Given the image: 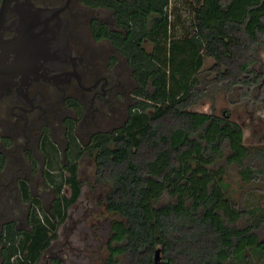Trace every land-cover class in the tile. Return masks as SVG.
I'll return each instance as SVG.
<instances>
[{
    "label": "trees",
    "instance_id": "1",
    "mask_svg": "<svg viewBox=\"0 0 264 264\" xmlns=\"http://www.w3.org/2000/svg\"><path fill=\"white\" fill-rule=\"evenodd\" d=\"M102 1L113 9L117 30L100 24L93 30L127 59L135 102L120 128L94 135L87 146L69 134L68 165H58L50 178L57 198L49 214L38 212L34 198L30 231L5 226L6 264H34L55 237V220H65L81 194L75 160L86 150L95 152L97 180L111 183L106 209L122 217L110 224V258L122 254L125 264H260L253 257L264 254L257 235L264 207L240 208L226 193L218 163L235 164L245 182L256 180L264 176V143L247 146L243 127L227 110L192 108L212 98L214 87L252 100L264 76V0H196L189 23L195 32L183 39H169L170 27H185L181 9L169 18L170 0H133L130 7ZM144 40L153 42L151 52ZM22 192L31 199L26 187ZM164 193L173 201L158 204ZM243 216L245 225L236 226Z\"/></svg>",
    "mask_w": 264,
    "mask_h": 264
},
{
    "label": "flooded vegetation",
    "instance_id": "2",
    "mask_svg": "<svg viewBox=\"0 0 264 264\" xmlns=\"http://www.w3.org/2000/svg\"><path fill=\"white\" fill-rule=\"evenodd\" d=\"M17 1L26 2V7L29 4L31 11L48 10L46 17L52 20L48 33L54 36L49 45L61 47L59 52H53L62 63L51 66L50 78L32 80L26 87L13 85L8 92L0 94V264H6L5 226L14 224L11 221L22 215L28 219L32 199L43 196L36 189L50 188V178L58 173L55 167L68 165L69 134L72 132L82 147L90 144L92 137L101 132H88L86 141L81 142L82 132L94 123L98 113L102 121H107L103 115L105 104H121L120 96L123 98L124 90L132 86L126 80V72H130L133 86L136 85L127 59L122 63L117 61L113 52L121 54L115 46L107 38L98 39L94 33L95 24L117 30L113 9L102 0ZM108 1L130 7L133 0ZM98 11L111 12L114 28L107 25L109 18L104 22L100 15H94ZM15 15L13 10L8 11L7 22L14 20ZM13 35L14 31L8 28L2 32L3 38ZM109 108L106 110L111 111ZM82 156L83 153L75 160L78 179ZM22 187L27 188L31 199L24 198ZM15 260L13 255L11 262ZM53 260V264H61L58 259Z\"/></svg>",
    "mask_w": 264,
    "mask_h": 264
},
{
    "label": "rangeland",
    "instance_id": "3",
    "mask_svg": "<svg viewBox=\"0 0 264 264\" xmlns=\"http://www.w3.org/2000/svg\"><path fill=\"white\" fill-rule=\"evenodd\" d=\"M195 3L196 0H170L167 9L168 15H170L169 18L173 19L176 13L175 7L181 9L179 12L182 15V23L184 22L185 27L188 26V28H183L182 24L178 22L175 27H170L169 39H183L195 32L193 27L189 28L192 15L191 4ZM94 15H100L104 22H107V18H109L107 25L110 28H114L110 11H98ZM142 46L146 51L151 52L153 42L144 40ZM113 54L117 61L124 62V56H120L116 52H113ZM259 55L264 65V51L259 50ZM209 64L210 62L207 61L205 66ZM125 77L132 86L124 90L123 98L120 96L121 104H117L116 102L109 105L105 104L103 115H105V118H108L107 121H102L100 113H98L94 123L88 125L87 131L83 130L81 142L86 141L88 132L111 133L124 124L128 110L135 102L133 90L136 87V85L133 86L130 72H126ZM260 83L261 85L258 83L252 90V93H250L252 100L246 101V99H243L236 89L226 94L221 87H214L211 89L212 98L203 100L192 109L199 112H215L218 114L223 110H227L231 119L243 127L245 144L247 146L262 145L264 143V76L261 78ZM132 87L134 88L132 89ZM228 100H232L234 103H229ZM107 107H110L111 111L106 110ZM99 122L100 124L97 125L96 123ZM94 155L95 152L88 150L83 152V156L79 161L78 172L81 181V194L78 200L68 207L65 220L57 222L55 220V224L57 225L55 237L52 238L43 255L38 257L37 263L35 262L36 264H53V259L55 258L61 261V264H125L126 258L122 254L110 258L108 247L111 232L110 224L114 220L122 219V217L117 213L109 212L105 207V198L111 188V183L97 180ZM55 156L57 158L58 154L56 153ZM218 165L223 166L224 173L222 179L226 186L227 195L240 208L248 210L258 208L261 211V208L263 209L264 207V176H260L258 179L250 182H245L239 174V167L235 164L226 165L220 161ZM36 192L43 195L39 199L41 208L38 212L41 215L49 214L52 203L57 198V193L53 188L48 187H38ZM62 192L67 195L69 194L66 187ZM172 201L173 197L164 193L158 204ZM30 207L32 208L31 205ZM258 212L253 216V219L258 217ZM247 217L243 216L235 225L238 227L244 226ZM26 218L28 219H25L24 215H22L11 222H14L13 225L20 230L30 231L29 217ZM257 235L259 239L264 240V226L257 231ZM111 245H114V243H111ZM160 257L161 254L159 253L158 258ZM253 260L264 264V254L259 260L256 257H253Z\"/></svg>",
    "mask_w": 264,
    "mask_h": 264
},
{
    "label": "water",
    "instance_id": "4",
    "mask_svg": "<svg viewBox=\"0 0 264 264\" xmlns=\"http://www.w3.org/2000/svg\"><path fill=\"white\" fill-rule=\"evenodd\" d=\"M13 1L17 0L0 1V94L8 92L13 85L26 87L32 80L50 78L51 66L62 63L59 62L58 54L53 52H59L61 47L49 45L54 36L48 33L51 31V19L46 17L48 10L31 11L29 4L26 7V2L20 1L11 6ZM10 10L16 15L8 23L6 17ZM6 28L14 31L11 38H3L2 32ZM42 32L46 34L45 41L42 39ZM159 252L160 249H156L155 261L159 260Z\"/></svg>",
    "mask_w": 264,
    "mask_h": 264
},
{
    "label": "crops",
    "instance_id": "5",
    "mask_svg": "<svg viewBox=\"0 0 264 264\" xmlns=\"http://www.w3.org/2000/svg\"><path fill=\"white\" fill-rule=\"evenodd\" d=\"M57 166H58V165H57ZM57 166H56L55 168H56V169H59V167L57 168ZM50 188H52L51 185H50Z\"/></svg>",
    "mask_w": 264,
    "mask_h": 264
}]
</instances>
